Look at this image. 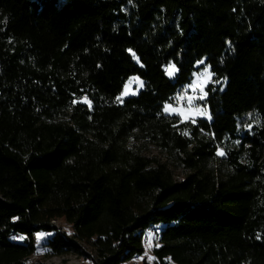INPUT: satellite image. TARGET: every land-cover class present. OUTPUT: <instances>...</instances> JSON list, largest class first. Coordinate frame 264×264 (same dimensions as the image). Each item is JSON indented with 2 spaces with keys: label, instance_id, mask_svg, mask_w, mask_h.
<instances>
[{
  "label": "trees",
  "instance_id": "obj_1",
  "mask_svg": "<svg viewBox=\"0 0 264 264\" xmlns=\"http://www.w3.org/2000/svg\"><path fill=\"white\" fill-rule=\"evenodd\" d=\"M206 67L211 119L167 115ZM151 230L155 264H264V0H0V264Z\"/></svg>",
  "mask_w": 264,
  "mask_h": 264
},
{
  "label": "rangeland",
  "instance_id": "obj_2",
  "mask_svg": "<svg viewBox=\"0 0 264 264\" xmlns=\"http://www.w3.org/2000/svg\"><path fill=\"white\" fill-rule=\"evenodd\" d=\"M166 75L173 79L177 74V67L171 63L165 67ZM213 75L208 67L203 69L201 72L194 75V79L190 85H188L178 96L180 97L181 103L179 104H167L168 111L164 112L167 115H177L182 117L184 120H195L197 118L211 119L210 111L202 105L204 100L194 98V92H205L207 85L212 81ZM144 88L143 80L138 76H132L126 83L122 94L119 96V102L122 103L129 97L137 96ZM57 228L62 231L72 234V228L65 220H58L54 222ZM55 232L49 231H38L35 234L37 253L32 257V263L45 262L47 264H95L93 261V251L91 248L85 246L86 255L76 256H51L47 254L46 243L50 238L54 236ZM25 236H15L12 240L18 243L25 241ZM159 245L156 232L151 230L148 231L145 238V252L141 257H137L131 261L123 264H155L154 249Z\"/></svg>",
  "mask_w": 264,
  "mask_h": 264
},
{
  "label": "built area",
  "instance_id": "obj_3",
  "mask_svg": "<svg viewBox=\"0 0 264 264\" xmlns=\"http://www.w3.org/2000/svg\"><path fill=\"white\" fill-rule=\"evenodd\" d=\"M193 96H194V98L199 99V100H205L207 98L206 92H203V93H201V92H194L193 93ZM174 103H176V104L181 103L180 97L179 98L178 97L175 98Z\"/></svg>",
  "mask_w": 264,
  "mask_h": 264
},
{
  "label": "snow or ice",
  "instance_id": "obj_4",
  "mask_svg": "<svg viewBox=\"0 0 264 264\" xmlns=\"http://www.w3.org/2000/svg\"><path fill=\"white\" fill-rule=\"evenodd\" d=\"M119 99V98H118ZM165 111H168L169 109H168V106H165V109H164Z\"/></svg>",
  "mask_w": 264,
  "mask_h": 264
}]
</instances>
